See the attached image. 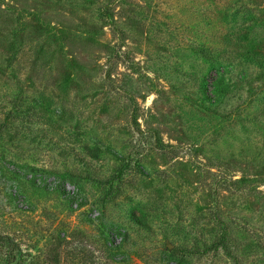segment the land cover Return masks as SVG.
Returning <instances> with one entry per match:
<instances>
[{
	"label": "rangeland",
	"instance_id": "1",
	"mask_svg": "<svg viewBox=\"0 0 264 264\" xmlns=\"http://www.w3.org/2000/svg\"><path fill=\"white\" fill-rule=\"evenodd\" d=\"M215 211L238 263L198 252ZM0 234L19 264H264V0H0Z\"/></svg>",
	"mask_w": 264,
	"mask_h": 264
},
{
	"label": "trees",
	"instance_id": "2",
	"mask_svg": "<svg viewBox=\"0 0 264 264\" xmlns=\"http://www.w3.org/2000/svg\"><path fill=\"white\" fill-rule=\"evenodd\" d=\"M221 78L222 77H220L219 75V77H217L215 82L213 83L215 96L219 100L224 97L226 89L225 87L227 86L224 85ZM204 87L205 86H203V89L205 90ZM127 166L128 165H126L125 163L122 164L118 168L115 178H121L125 170L127 169ZM111 182H113L112 179ZM213 221L217 229V233L214 236V240L209 245H203L204 247L201 249V251L198 252L200 254H206L210 251L221 250L226 257L233 260L235 263H238L240 258L237 255L236 246L232 245L233 241H235L233 237L234 231L232 230V225L223 220L221 215L216 211L213 215ZM116 247L115 251L117 252L116 249L120 248V244ZM2 249L5 251L4 254L0 257V262H3L4 264H19L17 260L18 257L16 255V251L18 250L17 243L7 235L0 234V250ZM174 256H177L176 250L169 251L168 257L173 258Z\"/></svg>",
	"mask_w": 264,
	"mask_h": 264
}]
</instances>
